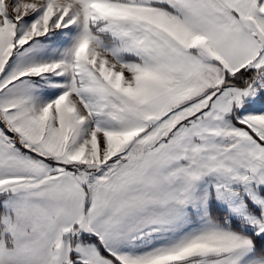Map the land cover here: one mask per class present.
Returning a JSON list of instances; mask_svg holds the SVG:
<instances>
[{"label":"snow or ice","instance_id":"1","mask_svg":"<svg viewBox=\"0 0 264 264\" xmlns=\"http://www.w3.org/2000/svg\"><path fill=\"white\" fill-rule=\"evenodd\" d=\"M0 264H264V0H0Z\"/></svg>","mask_w":264,"mask_h":264}]
</instances>
